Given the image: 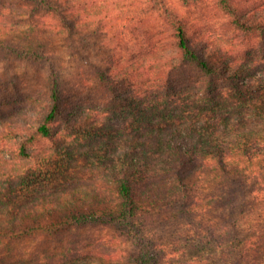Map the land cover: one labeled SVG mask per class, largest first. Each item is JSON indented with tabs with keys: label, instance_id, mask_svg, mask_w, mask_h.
Here are the masks:
<instances>
[{
	"label": "trees",
	"instance_id": "obj_1",
	"mask_svg": "<svg viewBox=\"0 0 264 264\" xmlns=\"http://www.w3.org/2000/svg\"><path fill=\"white\" fill-rule=\"evenodd\" d=\"M201 1L0 0V53L47 74L0 109V264H264V2L217 0L223 35ZM148 13L172 33L132 52L114 22Z\"/></svg>",
	"mask_w": 264,
	"mask_h": 264
},
{
	"label": "rangeland",
	"instance_id": "obj_2",
	"mask_svg": "<svg viewBox=\"0 0 264 264\" xmlns=\"http://www.w3.org/2000/svg\"><path fill=\"white\" fill-rule=\"evenodd\" d=\"M14 1V0H10ZM93 1V0H91ZM101 1V0H99ZM108 2L119 0H105ZM145 1V0H138ZM236 6H240V13L248 11L262 10L261 4L264 0H233ZM199 5V6H198ZM199 10L190 7V14L192 15L191 33L207 32L216 34L232 33L233 27L231 23V16L225 13L223 9L217 4V0H202L198 4ZM187 11V12H189ZM143 23L139 27L138 24H131L127 27L120 19L114 22L115 28L111 33H119L125 35V41L129 46V50L135 52L137 44H142L143 41L149 40L150 36L158 32V36L166 37L172 33L171 25L162 17L155 13H148L142 16ZM50 47L54 50L57 56L61 57L62 65L67 70V73L72 72V66H77L76 62L69 55L65 42L60 37H52L49 41ZM92 50V48H91ZM90 52V50H89ZM91 87L87 88L86 96L89 98L90 105H96L100 95H95L93 91L94 80L88 78ZM47 84V74L45 69L32 65L24 60H18L0 53V109H9L12 105L28 100H42L45 96ZM71 88V84L68 89ZM230 99V97H227ZM82 176L86 180V174L83 172ZM102 239L109 240L111 237L116 239V236L111 230L91 229L89 232H84V239ZM104 240V241H105Z\"/></svg>",
	"mask_w": 264,
	"mask_h": 264
}]
</instances>
